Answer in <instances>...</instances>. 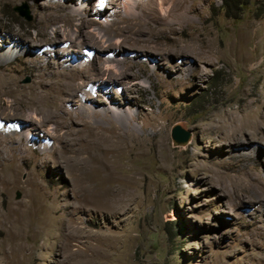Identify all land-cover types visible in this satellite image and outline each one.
I'll use <instances>...</instances> for the list:
<instances>
[{"label": "rangeland", "instance_id": "rangeland-1", "mask_svg": "<svg viewBox=\"0 0 264 264\" xmlns=\"http://www.w3.org/2000/svg\"><path fill=\"white\" fill-rule=\"evenodd\" d=\"M86 1L0 0V52L13 55L0 60V264H264V0L230 10L176 0L163 12L143 6L160 0H137L147 22L82 26L124 40L102 46L103 57L89 38L46 46L64 39L57 3L80 9L78 24L107 6L100 21L127 16L132 3ZM22 4L31 20L13 10ZM170 20L177 32L151 33ZM118 48L117 59L144 64L114 62L129 83L95 85L111 78L103 68ZM42 50L50 62L34 66L28 57ZM75 56L81 69L71 72L62 62ZM85 80L93 101L76 94ZM35 85L48 97L29 107L20 93ZM82 105L132 118L82 116ZM175 125L190 132L186 143L171 138Z\"/></svg>", "mask_w": 264, "mask_h": 264}, {"label": "bare ground", "instance_id": "bare-ground-1", "mask_svg": "<svg viewBox=\"0 0 264 264\" xmlns=\"http://www.w3.org/2000/svg\"><path fill=\"white\" fill-rule=\"evenodd\" d=\"M57 1V0H56ZM82 1V0H81ZM88 1V0H87ZM86 1V2H87ZM106 1L107 0H99L98 2H99V5L101 6L100 8H102L103 6H105V3H106ZM110 1V0H109ZM129 1V0H128ZM126 2L127 4H129V2ZM175 1L176 0H160L158 3H150V4H143V6L144 7H146V8H149L150 10L151 9H153L154 7H157V8H160L161 9V12H163V11H168V10H170V9H172L173 7H170V6H176L177 4L175 3ZM60 2V1H59ZM131 5L129 6V5H127L125 2V4L127 5V6H129L128 8L126 7V12H127V16H122V17H118V18H116L115 20H112L111 22H108V21H100V18H101V15H104V14H106L105 12L107 11V9L108 8H110L111 6H107V7H105V11H102V10H96V11H93V12H88V11H85V13L87 14L88 13V15L89 14H91V15H93V17L94 18H88L86 21H84V20H82V22L80 23V24H78L77 23V20H78V18H79V12H78V10L80 11V9H77V10H74V11H72L71 10V12H65L64 13V11L63 10H66V8H67V6H66V4L64 3V5H62L61 3H57L56 4V6H57V8H56V12H57V15H56V17H57V20H59V21H63V23L64 24H62V25H60V29H62V26L64 27V26H66V28H65V30H61L60 32H62L63 33V35H64V39H62L61 38V36H56L57 38V41H54V40H50V41H46V42H44V44L46 45V46H51V45H53V44H56L57 42H61V41H64V42H66V41H68V42H74L75 40H77V39H80V38H83L82 39V41H84V40H86L87 38H89V39H91L93 42H92V46H95V48L99 51V53L100 54H103L101 57H103L104 56V54H105V52H106V48H102L101 49V47L103 46V47H105V45L106 46H109L111 43H113L114 41H116L117 43H120V44H122L123 42H124V40L123 39H118V40H116V39H114L110 34L109 35H102V34H98L97 32L95 33V32H89V33H87V31H84V29L82 28V26H86V25H88V27L90 26V25H92V23H96L97 22V25H99V30H105V29H107V28H111V27H113L115 24H117L118 22H120V21H123V22H126V23H137V22H141V23H143V22H147V21H145V19H144V15H143V17H142V15H135L134 14V11H135V9H136V7L138 6V5H140L138 2H137V0H131ZM55 3V2H54ZM111 5H113V7L112 8H115L116 7V5H117V3H115L114 1H111V2H109ZM83 4H85V3H83ZM181 4V3H180ZM179 5V4H178ZM50 9H51V7H50ZM148 9V10H149ZM159 9V10H160ZM137 10V9H136ZM175 10V9H174ZM116 12V11H115ZM153 12V11H152ZM48 13H50V12H48ZM55 13V12H54ZM53 12L51 13V14H54ZM117 13V12H116ZM166 13V12H165ZM56 14V13H55ZM54 14V15H55ZM111 14V13H110ZM112 14H114V13H112ZM118 14V13H117ZM140 14V13H139ZM48 15H50V14H48ZM120 15V14H119ZM154 15V14H153ZM152 15V16H153ZM116 16V15H115ZM121 16V15H120ZM106 17V16H105ZM164 17V16H163ZM41 18V17H40ZM165 18V17H164ZM171 18V17H170ZM155 19V18H154ZM157 19V18H156ZM166 19V18H165ZM51 20V19H50ZM171 21V23H167V24H165V25H163V26H160V27H155V31L154 32H152L151 31V33L152 34H159V35H165V36H169L171 33H175V32H177V29H176V27H175V25H176V22H172L173 20H170ZM175 21V20H174ZM47 22V21H46ZM163 22V21H162ZM165 22V21H164ZM163 22V23H164ZM67 24H69V25H71V26H73V25H75V24H77V25H79V27L77 28V29H79L78 31H79V33L81 32V35L80 36H77L76 38H72V37H70V35L72 36V33L69 31V29L67 28L68 26H67ZM140 24V23H139ZM49 26V25H48ZM59 26V25H58ZM134 26V25H133ZM76 27V26H75ZM87 27V26H86ZM59 29V28H58ZM153 30V29H152ZM57 31V30H56ZM77 31V30H76ZM125 31V30H124ZM148 31H150V30H148ZM137 32V31H136ZM146 32V31H145ZM11 33V32H10ZM100 33V32H99ZM17 35V34H16ZM124 36V38H129L130 39V37L128 36V35H125V34H123ZM137 35V34H136ZM86 36V37H85ZM134 36V35H133ZM157 36V35H156ZM172 36V35H171ZM38 37V36H37ZM41 37V36H40ZM84 38H86V39H84ZM33 39V38H32ZM54 39V38H53ZM55 39V40H56ZM134 40H136V41H138V42H145L144 44H151L150 42H148V41H141L140 39H137V38H133ZM173 39V38H172ZM21 41H23V39H20ZM25 41H27V42H30L31 40L30 39H24ZM81 40V39H80ZM145 40V39H144ZM45 41V40H44ZM87 41H88V39H87ZM86 41V42H87ZM168 41V40H167ZM32 42V41H31ZM86 42H84V44H87ZM91 42V41H90ZM147 42V43H146ZM42 43V42H41ZM15 44H17V45H22V44H24V42H15ZM33 44V43H32ZM35 44H37V43H35ZM83 44V45H84ZM99 44H104V45H99ZM127 44V43H126ZM129 44V43H128ZM154 44V43H153ZM28 46H29V44H27ZM41 45V44H40ZM39 45V46H40ZM68 45V44H67ZM83 45H81V47L83 46ZM90 45H91V43H90ZM89 45V46H90ZM98 45V46H97ZM125 46V45H124ZM128 46V45H127ZM145 46H147V45H145ZM83 47H85V46H83ZM116 47V46H115ZM118 47V46H117ZM73 48V47H72ZM92 48V47H91ZM94 48V49H95ZM99 48V49H98ZM109 49V48H108ZM122 49V48H121ZM137 49V48H136ZM41 50V49H40ZM44 50V49H43ZM41 51V54H37L36 52H35V54L32 56V57H28V60H31L34 64V66H36L40 61H41V59H43V58H46L47 57V59L45 60V61H47V63L49 64V62H50V60L48 59L49 57L48 56H46L45 55V53H49V51L50 50H47V51ZM78 50V49H77ZM91 50V49H90ZM93 50V49H92ZM123 50V49H122ZM122 50H120L119 48H118V50H116V49H113L112 51H113V55L114 56H109V57H107V59L106 60H108L110 63H108L107 64V68H105V66H104V68H103V71H105L106 72V74H109L110 76H111V78L109 79V78H97V79H94V80H91V81H93V82H96L95 83V85H98V84H101V86L103 87V86H106V85H108V83H112L113 85H115L116 83H118V84H121V85H124V86H126V84L127 83H129V82H127V81H125L124 80V77H126V76H124L123 74L125 73V71L123 70H118V69H116V68H118V67H115V68H113L112 67V65H113V63L114 62H116V64H119V63H122V62H124V63H128V64H133V63H131V62H134V63H136V62H139V63H142V64H144V62L143 61H141L140 59H139V57L141 56V55H135L134 57H132V58H129L128 56H125V55H123L120 59H117L116 57H115V55H120V54H122V52L124 53L125 51H122ZM138 50H140V51H142V49H138ZM152 51V50H151ZM160 51V50H159ZM22 52V51H21ZM51 52V51H50ZM79 52H81V53H83L84 54V51L82 50H79ZM156 52V51H155ZM168 52V51H167ZM154 53V52H153ZM15 54V53H14ZM194 54V53H193ZM205 54V53H204ZM144 56H147V57H149V55H152V54H147V53H144L143 54ZM15 56V55H14ZM188 56V55H187ZM190 56V55H189ZM95 57H96V54H95ZM143 57V56H142ZM12 58H13V55L12 54H10V53H8V52H0V60H2L3 62H5V63H7V62H10L11 60H12ZM78 59L79 57H76L75 56V58L74 57H67L65 60H63V62H62V64L64 63V65L69 69V68H71V72H72V69H74L75 71H77V69H81V64L82 63H79L78 64V62L76 63V66H74L75 65V59ZM189 59L188 60H190V57H188ZM118 60H121V61H118ZM107 61V62H108ZM190 62V61H189ZM29 63V62H28ZM101 64V63H100ZM190 64V63H189ZM115 66V65H114ZM64 67V66H63ZM94 67V66H93ZM99 67V66H98ZM65 68V67H64ZM180 70V69H179ZM177 71V70H176ZM200 71V70H199ZM44 72V71H43ZM78 72V71H77ZM69 73H70V71H69ZM127 73V72H126ZM113 74H116L117 76H114ZM102 75H104V73H102L101 74V76ZM72 76V75H71ZM90 77V76H89ZM128 77V76H127ZM74 78V77H73ZM86 78V77H85ZM76 80L75 81H73V82H71L70 83V89H71V91L73 90H75V88H76V86H77V83H79V81H78V77H76L75 78ZM101 79H103V81H100ZM87 80V79H86ZM85 80V82L83 83V84H81L79 87H78V89L76 90V94H78V93H80L81 95V97L84 99V100H87V101H93L92 100V98L94 97L93 96V94L95 93L94 91H93V89H92V87L90 88V89H88V90H85L84 88H85V84H86V81ZM179 81H181V79H179ZM91 83V82H90ZM162 83V82H161ZM38 84L42 87V86H44V81H40V82H38ZM89 84V83H88ZM41 87H39V86H36L35 85V87H33V88H30V90L29 89H26V90H24V91H22L20 94H21V102H24L27 106H29V107H35L37 104H39V103H41V104H44V95L46 96V97H48L47 96V94L45 93V94H40V92L38 91V90H42L41 89ZM93 88H95V87H93ZM22 90V89H21ZM62 91L64 92V93H66L67 94V90L66 89H62ZM18 93V92H17ZM75 94V95H76ZM19 96L20 95H18L17 97H15V99H14V101H16V100H18L19 99ZM56 96V95H55ZM77 96V95H76ZM70 99L69 98H67V101H69ZM66 101V100H65ZM64 101V102H65ZM63 102V103H64ZM57 103V102H56ZM49 104V103H48ZM50 106V105H49ZM37 107V106H36ZM39 107V106H38ZM82 111L79 113V115H89V114H92V115H97L98 117H104V118H107V117H110V114H114V116H118L119 115V119H120V117L122 118V120L123 121H126L128 118H132V116H131V114L130 113H128V112H126V110H124V111H120V112H118V111H113L112 109L111 110H109V111H106L105 110V112H102V111H100V110H98V109H95V108H93V107H86L85 105H82ZM58 111V110H57ZM57 113V112H56ZM70 113V112H69ZM67 115H68V113H67ZM71 115V114H70ZM73 115V114H72ZM60 116V115H59ZM74 116V115H73ZM56 117V116H55ZM76 117H78V116H76ZM89 117V116H88ZM94 117V116H93ZM28 118V117H27ZM71 118V117H70ZM72 119V118H71ZM129 120V119H128ZM41 121V120H40ZM44 121V120H43ZM67 121V120H66ZM100 122V121H99ZM114 122V121H113ZM257 124V126L262 130V129H264V126H263V124H262V122H256ZM12 123H9L8 125H10V130H11V128H14V130H16L17 129V127H16V125H11ZM86 124V123H85ZM89 126H91L92 127V129H93V127H95L94 125H92L91 124V122L89 121ZM1 125V124H0ZM113 126V125H112ZM127 126V125H126ZM223 126V125H222ZM88 127V126H87ZM125 127V126H124ZM225 127H227V126H225ZM224 127V128H225ZM33 128V127H32ZM31 128V129H32ZM1 129V128H0ZM3 129V128H2ZM104 129V128H103ZM233 129V128H232ZM250 129H251V127H250ZM88 130V129H87ZM100 130V129H99ZM234 130V129H233ZM240 130V129H239ZM89 131V130H88ZM235 131V130H234ZM90 132V131H89ZM98 132V131H97ZM101 132V131H100ZM103 132V131H102ZM110 132V131H109ZM12 133V132H11ZM31 133H32V131H31ZM93 133V132H92ZM4 134H9V131L6 129V131H5V133ZM94 134V133H93ZM100 135L102 134V133H99ZM99 134H98V136H99ZM15 135V134H14ZM96 135V134H95ZM244 135V134H243ZM144 136V135H143ZM2 137V136H1ZM8 137V136H7ZM13 137V136H12ZM24 137V136H23ZM100 139H101V137H99ZM103 138V137H102ZM234 138H235V136H234ZM98 139V138H97ZM243 139V138H242ZM3 140V139H2ZM240 140V139H239ZM6 142V141H5ZM11 148V147H10ZM14 148V147H13ZM2 153V152H1Z\"/></svg>", "mask_w": 264, "mask_h": 264}, {"label": "water", "instance_id": "water-1", "mask_svg": "<svg viewBox=\"0 0 264 264\" xmlns=\"http://www.w3.org/2000/svg\"><path fill=\"white\" fill-rule=\"evenodd\" d=\"M13 10L17 12L20 16L24 17L26 20H31L29 9L26 4L15 5L13 7ZM26 81H28V79ZM170 135L173 141L176 142L177 144H184L190 138V132L184 130L179 125H175L172 127L170 131Z\"/></svg>", "mask_w": 264, "mask_h": 264}, {"label": "trees", "instance_id": "trees-1", "mask_svg": "<svg viewBox=\"0 0 264 264\" xmlns=\"http://www.w3.org/2000/svg\"><path fill=\"white\" fill-rule=\"evenodd\" d=\"M231 1V2H230ZM235 1L236 0H223V5L224 6H227L228 7V9L230 10V8L232 7V5H234L235 6Z\"/></svg>", "mask_w": 264, "mask_h": 264}, {"label": "clouds", "instance_id": "clouds-1", "mask_svg": "<svg viewBox=\"0 0 264 264\" xmlns=\"http://www.w3.org/2000/svg\"><path fill=\"white\" fill-rule=\"evenodd\" d=\"M85 50V49H84ZM88 51H93V50H90V49H87ZM93 53H94V51H93ZM93 53H92V55H93ZM90 58V56L88 57H86V59H89Z\"/></svg>", "mask_w": 264, "mask_h": 264}]
</instances>
